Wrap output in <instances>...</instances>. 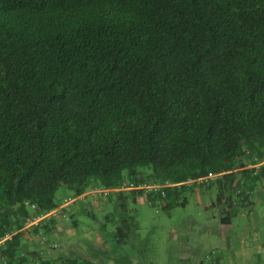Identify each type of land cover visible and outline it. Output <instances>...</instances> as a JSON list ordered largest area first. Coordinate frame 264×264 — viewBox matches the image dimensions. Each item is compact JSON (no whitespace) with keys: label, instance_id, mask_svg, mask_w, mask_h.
Instances as JSON below:
<instances>
[{"label":"trees","instance_id":"16d2710c","mask_svg":"<svg viewBox=\"0 0 264 264\" xmlns=\"http://www.w3.org/2000/svg\"><path fill=\"white\" fill-rule=\"evenodd\" d=\"M263 155L264 0H0V264H95L23 251L22 224L130 181L174 183L161 208L210 190L228 222Z\"/></svg>","mask_w":264,"mask_h":264},{"label":"crops","instance_id":"0c3cea01","mask_svg":"<svg viewBox=\"0 0 264 264\" xmlns=\"http://www.w3.org/2000/svg\"><path fill=\"white\" fill-rule=\"evenodd\" d=\"M127 193L130 192L118 195L116 191L111 190L108 193H83L73 197L61 210L64 217L47 222L49 231L43 230L45 239L41 237L38 228L37 231L31 228L22 232V250L37 251L42 256L52 257L51 244L57 242V237L63 236L66 240L76 238L79 241H87L88 243H84L87 246V254L76 257L88 259L95 264H201L204 255L210 251H215L214 264H264V180L257 183L252 196L245 199L243 206L230 211L228 222L220 221L222 232L219 243H211L210 247H195L186 243L184 238H174L182 231L178 227L165 230L164 243H148L149 238L138 236L140 225L136 219L139 212L137 207L141 208L143 221H146L147 207H158L140 193ZM206 193L209 196V206L215 207L210 190L199 189L197 194L201 198L200 201L204 206L207 205L203 199ZM184 196L186 195H182V198ZM97 212L114 213V217L107 220V215H104L99 219L96 217ZM238 214L245 215V227L233 232L232 218ZM121 217L128 219L127 224L131 232L125 243H117L111 237ZM86 218L95 223L91 224ZM108 221L112 222L111 229H108ZM166 240L171 242L166 243ZM56 244L58 247V243Z\"/></svg>","mask_w":264,"mask_h":264},{"label":"rangeland","instance_id":"374dc122","mask_svg":"<svg viewBox=\"0 0 264 264\" xmlns=\"http://www.w3.org/2000/svg\"><path fill=\"white\" fill-rule=\"evenodd\" d=\"M199 189H201V187L198 186L194 190L187 189L184 192L187 197V203L184 205L171 208H161L159 205H155V207L157 206L158 208L147 207L146 221H143L141 217V208L137 207L139 212L136 219L139 221L140 225L138 236L141 235L142 237L149 238L148 243H164L165 230H170L171 227L172 229L178 227L182 229V231L178 236L175 235L174 238H184L186 243H191L195 247L197 245H206L210 247L211 243H219L220 232H222L219 208L209 206V196L207 193L203 197L207 203V205L204 206L200 201V196L197 194ZM61 193H63V189H59L58 194L60 195ZM211 198L215 199L214 192L211 193ZM104 215H108L107 212L96 213V217L99 219ZM53 219H58V217ZM86 219L91 221V224L95 223L90 218ZM232 223L233 232L240 229L243 230L245 227V215L242 216L238 214L237 216H233ZM107 224L108 229H111L112 222L108 221ZM239 234H241L240 231ZM56 241L58 247L51 249L50 255L52 257L77 258L76 256L87 254V246L84 244L88 243L87 241H79L76 238L66 240L63 236L57 237ZM169 241L171 242V240H166V243H170ZM234 243H236V241Z\"/></svg>","mask_w":264,"mask_h":264},{"label":"built area","instance_id":"2783aa9c","mask_svg":"<svg viewBox=\"0 0 264 264\" xmlns=\"http://www.w3.org/2000/svg\"><path fill=\"white\" fill-rule=\"evenodd\" d=\"M264 165V155L262 157H257L254 156L253 157V163L250 164V167H253L255 170L259 169L260 166ZM213 177H215V175H208L202 178H198L197 182H206L208 179H212ZM174 183L171 182H164V183H145V182H134V181H130V182H125L123 183L121 186L116 187V188H93V189H89L87 190V192H85L86 194H91V195H95V194H99L101 192L103 193H108L111 190H115V191H125V190H140L141 191V195H143L145 198L147 197V195L151 194V193H160L162 196H164L165 191L164 189L167 187H172L174 186ZM247 193H251L250 191H248ZM72 201V198L70 199H65L58 207L50 209L48 211L45 212H38V213H33L30 216H27L22 224L21 227V231L24 230H28L31 228H38L40 230V234L41 237L43 239H45V236L43 235V231L40 227L41 223L48 218H55V217H64V215H61V210L63 209V207H65L67 204H69ZM26 205H28L29 209L31 211H35L36 210V206L32 203H27ZM12 236V234H7L4 237L0 238V247L1 245H3L4 241L7 239H10ZM57 246L56 243L51 244V247L55 248ZM214 251H210L209 253L205 254L203 257V260L201 262V264H214ZM38 264V263H36Z\"/></svg>","mask_w":264,"mask_h":264}]
</instances>
